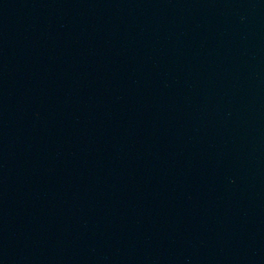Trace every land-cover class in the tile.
Returning <instances> with one entry per match:
<instances>
[{
  "label": "water",
  "instance_id": "water-1",
  "mask_svg": "<svg viewBox=\"0 0 264 264\" xmlns=\"http://www.w3.org/2000/svg\"><path fill=\"white\" fill-rule=\"evenodd\" d=\"M0 264H264V0H0Z\"/></svg>",
  "mask_w": 264,
  "mask_h": 264
}]
</instances>
